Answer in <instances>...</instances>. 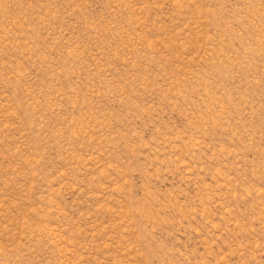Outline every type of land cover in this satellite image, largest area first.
Listing matches in <instances>:
<instances>
[{
	"label": "rangeland",
	"instance_id": "rangeland-1",
	"mask_svg": "<svg viewBox=\"0 0 264 264\" xmlns=\"http://www.w3.org/2000/svg\"><path fill=\"white\" fill-rule=\"evenodd\" d=\"M0 264H264V0H0Z\"/></svg>",
	"mask_w": 264,
	"mask_h": 264
}]
</instances>
